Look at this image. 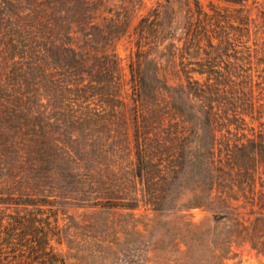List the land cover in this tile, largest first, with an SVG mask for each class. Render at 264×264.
I'll return each instance as SVG.
<instances>
[{"label":"trees","instance_id":"trees-1","mask_svg":"<svg viewBox=\"0 0 264 264\" xmlns=\"http://www.w3.org/2000/svg\"><path fill=\"white\" fill-rule=\"evenodd\" d=\"M101 4L0 0V264L61 261L51 245L60 234L57 196L44 193L61 194L52 175L96 193V150L111 142L106 118L124 108L110 46L125 28L99 21ZM250 24L242 9L192 0L180 21L157 4L135 26L133 177L144 187H172L194 173L193 183L208 181L206 201L247 189V203L264 208L253 198L264 167V13L252 37ZM7 186L15 190L4 194ZM156 195L149 203L159 207ZM104 197L85 200L112 203Z\"/></svg>","mask_w":264,"mask_h":264},{"label":"rangeland","instance_id":"rangeland-1","mask_svg":"<svg viewBox=\"0 0 264 264\" xmlns=\"http://www.w3.org/2000/svg\"><path fill=\"white\" fill-rule=\"evenodd\" d=\"M101 1L99 21L111 18L125 28L110 46L124 84V108L118 118H106L111 142L96 150L91 173L96 193L89 194L85 185L71 189L57 174L52 175L51 182L61 194L44 192L52 198L57 196L54 201L60 234L51 242L61 258L56 264H264V208L247 203L246 198L252 197L247 189L234 188L223 202L214 198L215 193L206 201L208 181L199 176L205 185L193 183L197 178L194 173L180 178L172 187L153 191L133 177L136 159L128 65L135 50L134 28L157 4L164 11L174 10L180 21L187 2L191 4L192 0ZM198 1L204 7L212 3L230 11L242 9L251 21V37L264 13V0ZM259 175L253 190L258 202L264 201V167ZM10 189L15 190V186L3 187V193H12ZM71 190L74 195H69ZM154 192L163 200L159 207L149 203ZM88 196L110 198L112 203L94 205L93 200H85ZM200 200L201 205L193 207Z\"/></svg>","mask_w":264,"mask_h":264}]
</instances>
